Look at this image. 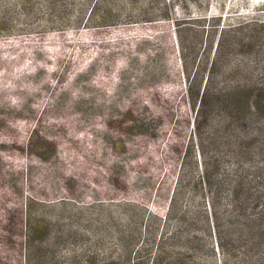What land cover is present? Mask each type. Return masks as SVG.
<instances>
[{
  "label": "rangeland",
  "instance_id": "rangeland-1",
  "mask_svg": "<svg viewBox=\"0 0 264 264\" xmlns=\"http://www.w3.org/2000/svg\"><path fill=\"white\" fill-rule=\"evenodd\" d=\"M204 14L224 21L264 18V0H0V112L7 109L10 119L15 110L27 121L17 128V120L10 121L0 142L9 141L10 132L25 141L42 117L44 133L58 142L42 161L25 152L13 155L12 147L0 144L3 189L17 193L22 202L25 196L39 201L32 209L48 226L33 250L36 264H103L116 257L117 235L146 214L135 202L139 195L148 196L151 177L142 175L154 176L153 191L161 179V185L170 181L174 167L166 158L159 163V157L176 139L171 138L172 124L164 137L132 139L145 168L139 159L137 166L127 158L107 124L133 95L152 101L158 92L171 98V107L160 101L154 106L165 120L175 114L174 107L184 106L175 23ZM88 15L93 22L122 24L95 29L89 22L84 25ZM144 19L149 20L141 23ZM151 51L159 53L157 60L148 59ZM175 127L184 133L183 123ZM124 163L129 170L123 171ZM129 175L136 179H131L132 188L125 184ZM151 194L147 204L155 230L150 262L212 264L217 253L212 241H204L198 221L183 232V197L177 212L169 209L168 194ZM186 233L194 238L191 247L183 245Z\"/></svg>",
  "mask_w": 264,
  "mask_h": 264
},
{
  "label": "trees",
  "instance_id": "trees-1",
  "mask_svg": "<svg viewBox=\"0 0 264 264\" xmlns=\"http://www.w3.org/2000/svg\"><path fill=\"white\" fill-rule=\"evenodd\" d=\"M89 17L84 25L89 22L95 29L122 24L104 19L93 22ZM188 20L175 23L184 106L174 107L175 114L172 111L165 120L162 109L154 106L158 101L170 106L171 98L159 96L158 92L152 101L142 94L133 95L107 124L116 132L127 158L133 159L137 166L139 159L143 168L146 167L140 157L143 155L138 154L137 142L132 139L164 137L170 124L175 129L171 138L176 139L162 148L159 157V163L166 158L174 167L170 181L164 180L161 185V179L160 186L153 191L154 176L142 175L151 177V184L145 187L148 196L139 195V201L135 202H141L146 214L117 235L118 254L103 264H152L155 225L147 202L151 193L157 191L159 195H169V209L177 212L176 203L183 197V232L189 233L192 230L189 228L198 221L204 241H212L217 253L212 264H264V18L224 21L220 15L204 14ZM195 22L199 24L192 28ZM75 28L79 29V24ZM180 30L183 36L179 35ZM145 43L148 45L149 41ZM158 54L146 53L149 60H157ZM139 65L136 62L135 66ZM10 112L9 119L7 109H1L0 132L14 119L17 120L14 128L27 122L15 110ZM178 116L183 119H177ZM41 120L38 119L25 141L10 132L11 139L0 144L12 147L13 155L25 152L42 161L44 152L47 149L53 152L58 142L44 133ZM181 123L184 133L175 127ZM122 169L129 170L125 169V163ZM3 175L0 167V264H36L38 259L33 250L48 233L43 218L34 211L35 207L32 209L39 201L25 196L22 202L17 193L3 189ZM69 176L74 178L75 171H70ZM131 179L136 180L131 175L125 179L129 181L125 183L127 188L135 184ZM17 187L21 192V184ZM171 237L177 238L174 234ZM193 239L187 234L183 245L191 247Z\"/></svg>",
  "mask_w": 264,
  "mask_h": 264
}]
</instances>
